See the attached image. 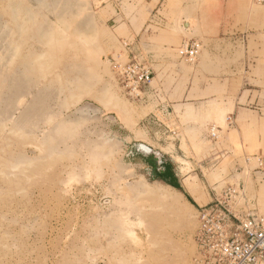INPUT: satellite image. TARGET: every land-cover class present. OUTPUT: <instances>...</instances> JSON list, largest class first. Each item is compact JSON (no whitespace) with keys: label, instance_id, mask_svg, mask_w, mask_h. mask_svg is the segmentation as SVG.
Wrapping results in <instances>:
<instances>
[{"label":"rangeland","instance_id":"1","mask_svg":"<svg viewBox=\"0 0 264 264\" xmlns=\"http://www.w3.org/2000/svg\"><path fill=\"white\" fill-rule=\"evenodd\" d=\"M238 6L0 0V264H194L198 211L227 189L264 217V122L226 110L254 52L221 27ZM130 57L152 73L140 101L114 75ZM167 167L179 190L156 179Z\"/></svg>","mask_w":264,"mask_h":264},{"label":"built area","instance_id":"2","mask_svg":"<svg viewBox=\"0 0 264 264\" xmlns=\"http://www.w3.org/2000/svg\"><path fill=\"white\" fill-rule=\"evenodd\" d=\"M254 1L264 3V0ZM199 49V43L191 40L181 47L179 57L193 62ZM113 70L123 95L135 101L142 100L152 80L150 69L130 57L126 63L114 64ZM227 121L231 125V118ZM215 129L211 128L212 138L216 137ZM235 194V190L227 189L199 209L194 264H264V217L237 215L230 205Z\"/></svg>","mask_w":264,"mask_h":264},{"label":"crops","instance_id":"3","mask_svg":"<svg viewBox=\"0 0 264 264\" xmlns=\"http://www.w3.org/2000/svg\"><path fill=\"white\" fill-rule=\"evenodd\" d=\"M224 18L223 31L235 35L233 48L245 53L247 48L254 49L248 57L238 58L231 70L233 81L240 82L241 88L230 98V109L226 110L233 113L237 127L248 117L255 129L264 122V13L258 15L245 0H239L238 9L226 11Z\"/></svg>","mask_w":264,"mask_h":264},{"label":"trees","instance_id":"4","mask_svg":"<svg viewBox=\"0 0 264 264\" xmlns=\"http://www.w3.org/2000/svg\"><path fill=\"white\" fill-rule=\"evenodd\" d=\"M174 177L175 174L171 172L169 167H167V169H165L163 173H159L156 175V179L162 181L166 186L179 190V185Z\"/></svg>","mask_w":264,"mask_h":264},{"label":"bare ground","instance_id":"5","mask_svg":"<svg viewBox=\"0 0 264 264\" xmlns=\"http://www.w3.org/2000/svg\"><path fill=\"white\" fill-rule=\"evenodd\" d=\"M153 194H155V193H153ZM162 198H164V199H168L167 197H164V196H161ZM169 200H171V199H169ZM169 200H167V201H165V202H168V204H170L171 206H175L174 205V203L173 202H171V201H169ZM156 239V238H155ZM163 239V238H162ZM162 242V241H161ZM157 249V248H156ZM159 250V249H158ZM159 252H161L160 250H159ZM152 253V252H151ZM157 253V252H156ZM174 253V252H173ZM179 253V252H178ZM161 254H162V252H161ZM177 254V253H176ZM179 255V257H180V255L182 256L183 255V253L182 254H178ZM162 256V255H161ZM152 257H153V255H152ZM151 257V255H150V258H152ZM159 257V256H158ZM178 257V258H179ZM149 258V257H148ZM175 258V257H174ZM182 258H183V256H182ZM154 259V258H153ZM158 259V258H157ZM163 259H165V258H163ZM180 259H181V257H180ZM152 260V259H151ZM156 260V259H155ZM158 260H160V259H158ZM175 260V259H174ZM184 260V259H183ZM153 261V260H152ZM161 261H163L162 259H161ZM178 261V260H177ZM181 261V260H180ZM148 262H149V260H148ZM182 262V261H181ZM150 263V262H149ZM156 263H157V261H156ZM160 263V262H159ZM165 264H170L171 262L169 261V260H167V261H165L164 262Z\"/></svg>","mask_w":264,"mask_h":264},{"label":"water","instance_id":"6","mask_svg":"<svg viewBox=\"0 0 264 264\" xmlns=\"http://www.w3.org/2000/svg\"><path fill=\"white\" fill-rule=\"evenodd\" d=\"M184 26H185L186 29L188 28V24L187 23H185ZM138 150H140L141 152H143L145 154H149L151 152L149 148H147L146 146H143V145H139L138 146Z\"/></svg>","mask_w":264,"mask_h":264}]
</instances>
